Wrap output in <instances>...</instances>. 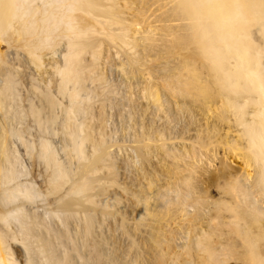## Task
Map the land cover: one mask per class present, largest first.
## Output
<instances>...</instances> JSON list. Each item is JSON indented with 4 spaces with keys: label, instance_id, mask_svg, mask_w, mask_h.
<instances>
[{
    "label": "bare ground",
    "instance_id": "1",
    "mask_svg": "<svg viewBox=\"0 0 264 264\" xmlns=\"http://www.w3.org/2000/svg\"><path fill=\"white\" fill-rule=\"evenodd\" d=\"M0 264H264V0H0Z\"/></svg>",
    "mask_w": 264,
    "mask_h": 264
},
{
    "label": "rangeland",
    "instance_id": "2",
    "mask_svg": "<svg viewBox=\"0 0 264 264\" xmlns=\"http://www.w3.org/2000/svg\"><path fill=\"white\" fill-rule=\"evenodd\" d=\"M117 70H118V73H117ZM108 75H109V73H110V76H109V78H112V79H114V81L115 80H117V79H119L120 77H122V73H121V69L119 70V67L117 68V66L115 67V66H112V67H110V69H108ZM121 74V75H120ZM117 76V77H116ZM116 77V78H115ZM125 78V77H124ZM121 79V78H120ZM126 79V78H125ZM113 116V117H112ZM110 118H111V120H110ZM113 119H115V120H113ZM109 120H110V125H109V127H108V130H109V133L111 134H113L114 133V130L115 129H117V127H118V119H117V117H116V114L113 112V114H112V112H110V117H109ZM115 121V122H114ZM112 122V123H111ZM116 127V128H115ZM111 130H113V132H111ZM116 131V130H115ZM114 137H113V135H111L112 136V141L113 142H115L116 141V137L118 136V134H117V136H116V132L114 133ZM116 138V139H115ZM120 138V137H119ZM114 139V140H113ZM218 164V161H216V165ZM242 163H241V161L240 160H236L235 162H234V164H233V166H235V167H238V166H240ZM181 244H183V241L182 240H178V247H177V249L178 250H180V248L182 247V245ZM181 246V247H180Z\"/></svg>",
    "mask_w": 264,
    "mask_h": 264
}]
</instances>
